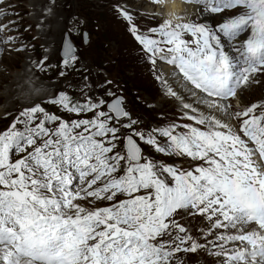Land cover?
<instances>
[{"label": "snow or ice", "instance_id": "6c2138e0", "mask_svg": "<svg viewBox=\"0 0 264 264\" xmlns=\"http://www.w3.org/2000/svg\"><path fill=\"white\" fill-rule=\"evenodd\" d=\"M148 2L161 22L144 32L124 7L114 12L164 97L177 102L175 119L145 120L111 80L93 87L88 75L74 89L80 98L43 86L22 93L30 106L0 131V264H264V98L244 103L264 87V0H184L202 11L175 24L160 17L159 0ZM60 6H44L39 32ZM17 8L0 0V54H31L10 34L19 32ZM80 23L70 16L63 32L64 88H72L69 73L88 71L73 42ZM43 52L28 72L57 68L46 63L51 45ZM158 61L170 70L158 73ZM189 217L200 218L198 235L185 226Z\"/></svg>", "mask_w": 264, "mask_h": 264}, {"label": "rangeland", "instance_id": "374dc122", "mask_svg": "<svg viewBox=\"0 0 264 264\" xmlns=\"http://www.w3.org/2000/svg\"><path fill=\"white\" fill-rule=\"evenodd\" d=\"M15 3L18 5L17 11L20 13L17 25L19 32L10 34L19 36L25 44L31 45L32 51L31 54L27 50L9 54L7 50L0 54V131L11 123V120L26 104L30 106L25 99H21L19 96L14 97L19 88L17 82H15V77L24 75V65L30 58L39 62L46 54L43 52V47L49 45H51V55L46 63H54L57 68L46 74L34 70L39 80L36 84H29L25 81L26 84L24 85L28 88L32 84V86L48 88L53 93L56 90H65L76 99L80 98V93L74 89L79 86L83 76L88 75L89 82L93 87L97 83L102 84L105 80H111L113 83L109 87L117 94L124 95L133 112L140 114L145 120L154 121L161 114L169 119H175L178 108L177 102L174 99H172L173 102L163 99V88L155 79L151 65L146 61L142 62V53L139 51V54L132 44V42H136L131 39L132 36L127 31L126 23L122 19H118L114 12V6L124 7L133 15V22L138 29L144 32L148 27L158 26L161 22L158 16L155 19L152 18V14L156 12V9L148 0H57V3L61 6L55 9L53 17L56 21L51 25L48 19L45 20L46 24H50L52 27L45 33L39 32L36 24L43 15L44 6L49 4L50 0H15ZM199 8L201 7L197 5H186L190 18L198 12ZM72 15H76L81 21L80 34L73 36V42L78 49V55L83 62V66L88 71L69 73L68 81L72 84V88H64L60 83L64 78H57L60 64L59 50L62 44L63 32L67 30L68 18ZM135 16H137L138 21L135 20ZM60 17H63L62 21ZM141 17L144 20L142 19L140 22ZM13 18L15 19V17ZM0 23H7V19L0 20ZM25 28L28 30L25 31ZM84 33L88 34L87 43L83 40ZM33 37H36V39H33ZM159 66L163 67L161 70H170V66L159 63L158 73ZM76 67L80 68L81 65L77 64ZM53 79H57L54 85L50 82ZM257 90L254 89L250 94H246L247 98L244 103L264 98V90ZM102 91V89H96V94H100ZM147 105L152 107L148 108ZM45 107L47 110L60 115L63 119L76 118L74 114L60 112L55 106L45 105ZM5 112L11 113V115L5 116ZM90 117L91 114H88L84 118ZM167 162L181 168L191 166L187 159L167 160ZM188 219L191 223L185 226L191 229L193 235H198L197 230L202 226L200 218L193 219L189 217ZM181 223L185 222L181 221ZM193 259L196 258L193 257ZM199 264H204V261L201 260ZM207 264H212V260L208 259Z\"/></svg>", "mask_w": 264, "mask_h": 264}, {"label": "bare ground", "instance_id": "6f19581e", "mask_svg": "<svg viewBox=\"0 0 264 264\" xmlns=\"http://www.w3.org/2000/svg\"><path fill=\"white\" fill-rule=\"evenodd\" d=\"M199 11H202V8H199V10H198V12ZM187 12L189 13V10H187ZM197 13V12H196ZM41 15V14H40ZM193 15V14H192ZM196 15V14H195ZM195 15H193L191 18H195ZM143 17V16H142ZM140 18V22H141V20L143 19L144 20V18ZM135 20L136 21H138V19H137V16H135ZM48 21L51 23V25L52 24H54V22L56 21L55 20V17H52V18H50V19H48ZM2 22V21H1ZM48 22V23H49ZM142 22H144V21H142ZM46 23V22H45ZM145 24V23H144ZM48 25H50V24H48ZM57 25V24H56ZM52 28V27H51ZM45 36V35H44ZM44 39V38H43ZM131 39H134L133 37L131 38ZM132 42V41H131ZM132 44L135 46V48L137 49V51H138V53L140 54V52L142 53V50H141V47L137 44V43H134V42H132ZM8 49L5 47V52L7 51ZM140 51V52H139ZM158 64L159 63H161V64H163L162 62H160V61H158L157 62ZM25 67H24V75L22 76V77H18V76H16L15 77V82H17V85H19V88L17 89V91H16V93H15V96L14 97H16V96H19L21 99H25L24 98V96L22 95V93H25V92H27V91H29L30 90V88L31 87H38V86H32V84L34 83V84H36V83H38V76L36 75V72L33 70L31 73L30 72H28L26 69H27V67H28V61L26 62V64L24 65ZM163 67L162 66H159V72H160V70L162 69ZM163 71L164 72H167L168 70H164L163 69ZM29 77H31V86L28 84V86H30V88H28L26 85H24V84H26L25 83V81H29ZM15 84V83H14ZM38 85H40V84H38ZM23 86H26V87H23ZM10 89V88H9ZM257 89H261V90H264V87H257V88H255V90H257ZM258 91V90H257ZM15 92V91H14ZM13 92V93H14ZM9 95V94H8ZM6 96V95H5ZM8 97V96H7ZM16 99H19V98H16ZM165 101H172L173 102V100L172 99H166L165 97L163 98ZM163 100V101H164ZM8 101V100H7ZM163 104V103H162ZM168 110V109H167ZM2 115V114H1ZM164 159H166V160H178V159H180V158H171V159H169V158H164ZM184 159H187V158H184ZM89 199H91V198H89ZM108 204H109V202H106V201H97V202H95V207H106V206H108ZM83 205L85 206V207H93V205H90V204H88L86 201L83 203ZM198 218V217H197Z\"/></svg>", "mask_w": 264, "mask_h": 264}, {"label": "clouds", "instance_id": "9594fccd", "mask_svg": "<svg viewBox=\"0 0 264 264\" xmlns=\"http://www.w3.org/2000/svg\"><path fill=\"white\" fill-rule=\"evenodd\" d=\"M157 11L162 19L173 24L179 22L178 18L187 13L184 0H159Z\"/></svg>", "mask_w": 264, "mask_h": 264}]
</instances>
